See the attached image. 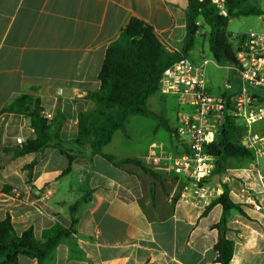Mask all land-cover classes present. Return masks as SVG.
Masks as SVG:
<instances>
[{"label": "crops", "instance_id": "0c3cea01", "mask_svg": "<svg viewBox=\"0 0 264 264\" xmlns=\"http://www.w3.org/2000/svg\"><path fill=\"white\" fill-rule=\"evenodd\" d=\"M187 11L188 0H0V221L9 216L18 234L33 228L42 239L56 224L70 228V208L80 202L76 233L62 239L44 264H220L216 226L223 209L210 205L223 192L220 181L210 183L216 192L211 201H186L183 180L155 179L134 164L119 168L77 145H69L78 157L63 174L69 160L58 149L14 156L35 135L25 115L6 110L30 94L49 120L58 110L65 116L62 140L76 139L79 107H90L87 96L100 89L106 51L131 18L151 25L169 50L180 52ZM198 49L197 41L189 57L195 63L204 55ZM233 74L238 85L232 93L242 85L235 68ZM153 98L157 112L150 109L169 125L163 115L171 111L177 117L179 100L161 93ZM161 127L158 120L155 130ZM110 144L104 154L141 160L149 168V148L138 157L121 156L106 151ZM34 161L29 178L26 166ZM263 173L264 156L247 168L230 169L223 180L245 212L232 210L227 219L226 236L234 242L230 264H264ZM18 264L38 261L23 256Z\"/></svg>", "mask_w": 264, "mask_h": 264}, {"label": "trees", "instance_id": "16d2710c", "mask_svg": "<svg viewBox=\"0 0 264 264\" xmlns=\"http://www.w3.org/2000/svg\"><path fill=\"white\" fill-rule=\"evenodd\" d=\"M228 16L224 17L210 1L188 0L187 33L181 51L169 50L156 36L154 29L148 23L131 18L122 30L120 37L112 43L105 55L99 73L100 89L88 94L91 105L88 109L81 106L78 111L77 138L66 142L60 138V130L65 122V116L58 110L55 118L49 120L39 99L30 94H24L12 101L7 111L25 115L34 130V139L14 150V156L40 153L48 148L58 149L67 156L69 166L63 174L71 171L78 153L69 145L89 147L93 155H100L114 166L121 168L126 164H134L144 172L157 179L158 174L147 168L141 160L117 157L103 153V148L112 142L117 131L126 134V124L130 116L139 115L159 120L160 125L172 135L174 128L155 114L149 107V100L159 92L160 79L164 71L179 61L182 57H190V52L196 46L197 38L202 26L210 27L209 49L218 65H233L243 67L237 60V53L242 49L245 35L238 37V48L234 49L228 24L234 17L258 16L264 10L256 5H247L245 0H227ZM257 103L264 105V89H251ZM54 129V133H52ZM245 133L236 118L227 113L221 123L217 140L205 146L207 154L214 158V171L206 181L211 183L218 180L222 183L223 192L210 205L218 204L223 213L217 224L219 239L215 245L217 262L230 264L234 254V242L227 238V219L232 210L245 214L242 202H238L223 180L229 175L234 161H254L255 154L246 145ZM172 150L183 151L175 142ZM36 162L26 166L29 178ZM80 202L70 208L71 226L66 228L61 224L44 230L42 239H37L33 228L22 234L15 230L11 218L8 216L0 221V264H18L23 256L36 259L38 264L56 249L59 242L76 233L78 220L76 213Z\"/></svg>", "mask_w": 264, "mask_h": 264}, {"label": "built area", "instance_id": "2783aa9c", "mask_svg": "<svg viewBox=\"0 0 264 264\" xmlns=\"http://www.w3.org/2000/svg\"><path fill=\"white\" fill-rule=\"evenodd\" d=\"M200 1H210L221 16H228L227 0ZM261 18L264 28V14ZM241 48L237 60L242 66L248 61V66H234L242 82L237 92L211 93L205 76L209 61L204 55L199 63L182 57L168 67L160 79L159 92L177 97L182 106L172 136L183 151L172 150L163 142H154L149 146L145 163L160 176L183 180V200L206 203L216 196L206 181L213 174L214 158L206 153L205 146L217 140L227 113L241 125L246 146L254 152L255 161L264 156V135H251V129L264 121V105L258 104L251 92L252 88L264 89V31H251L245 35ZM231 88L228 83L226 89ZM18 141L22 142L21 139ZM261 180L264 182V173Z\"/></svg>", "mask_w": 264, "mask_h": 264}, {"label": "rangeland", "instance_id": "374dc122", "mask_svg": "<svg viewBox=\"0 0 264 264\" xmlns=\"http://www.w3.org/2000/svg\"><path fill=\"white\" fill-rule=\"evenodd\" d=\"M247 5H256L264 10V0H245ZM263 19L258 16H239L234 17L228 24V32L232 35L231 41L233 48H238V37L247 35L251 31L263 32L262 26ZM202 28L198 34V47L199 51L204 52V57L209 61L205 68V76L208 79V88L214 95H222L224 92L232 93V89L238 85L233 77V65H218L209 49V34L210 27L204 25L202 21H199ZM193 59V57H192ZM230 83L232 89H226V85ZM150 107L157 112V108L154 104V98L149 100ZM176 114L173 112H167L163 116L169 121V125L172 127L176 126ZM158 120L151 117H144L139 115L130 116L126 124V134L118 131L115 133L113 142L107 147L106 151L109 153H116L121 156H133L138 157L145 153L149 145L154 142H163L169 145V139L172 138L170 133L161 127L157 131L156 126ZM251 135H258L259 137L264 135V121L256 124L251 129ZM252 164V161L241 160L234 161L231 163L232 169H243L247 168ZM256 167H259V163H255ZM235 176L239 181L245 183L243 179V172L238 173L235 171Z\"/></svg>", "mask_w": 264, "mask_h": 264}, {"label": "water", "instance_id": "95a60500", "mask_svg": "<svg viewBox=\"0 0 264 264\" xmlns=\"http://www.w3.org/2000/svg\"><path fill=\"white\" fill-rule=\"evenodd\" d=\"M243 66H244V67H247V66H248V61L244 62V63H243ZM243 144L246 145V144H247L246 141H244Z\"/></svg>", "mask_w": 264, "mask_h": 264}]
</instances>
